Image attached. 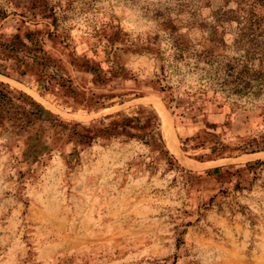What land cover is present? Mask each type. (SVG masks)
I'll use <instances>...</instances> for the list:
<instances>
[{"label": "rangeland", "instance_id": "rangeland-1", "mask_svg": "<svg viewBox=\"0 0 264 264\" xmlns=\"http://www.w3.org/2000/svg\"><path fill=\"white\" fill-rule=\"evenodd\" d=\"M247 9L0 0V82L39 105L0 104V264H264V19Z\"/></svg>", "mask_w": 264, "mask_h": 264}, {"label": "trees", "instance_id": "trees-1", "mask_svg": "<svg viewBox=\"0 0 264 264\" xmlns=\"http://www.w3.org/2000/svg\"><path fill=\"white\" fill-rule=\"evenodd\" d=\"M230 1H234L238 6L240 7L242 6L243 8H245V6L249 7V9H247L249 13L247 15L248 16L247 19L250 23L252 22L259 23L260 21L264 19V15L261 13V11L264 10V0H228V3ZM228 12H233V9H229ZM182 47H183L182 44H178L176 45L175 49L180 51L183 49ZM162 73L163 72H161V74ZM166 88L170 89L171 87L169 85L168 86L163 85L161 90H165ZM11 93H15L18 96V98L27 97L33 105H36L37 107L39 106L30 97L26 96V94L22 92H17L14 88H11L9 85L3 82H0V104L2 103L4 99L9 98L8 96ZM137 118L138 117H135L134 119L136 120ZM128 120L129 118L127 116H125V118L123 117L122 121L119 123L118 126H122L124 128V126L127 125ZM145 126L149 127V133L147 134V139L151 142V144L157 147L160 150V152H163L164 154L169 156L171 161L176 163V160L174 159L172 154H170L169 151L165 148V145H164V142L160 134V130H159L160 123L155 114L145 116ZM216 171H218L217 168L214 169L212 172H216ZM206 172L208 174L210 173V171H206Z\"/></svg>", "mask_w": 264, "mask_h": 264}, {"label": "bare ground", "instance_id": "bare-ground-1", "mask_svg": "<svg viewBox=\"0 0 264 264\" xmlns=\"http://www.w3.org/2000/svg\"><path fill=\"white\" fill-rule=\"evenodd\" d=\"M167 133H168V132H167ZM168 136H169V135H168ZM170 140H171V139H170ZM171 143H172V142H171ZM171 143H170V144H171ZM170 146H171V145H170ZM171 147H172V146H171ZM173 149H174V148H173Z\"/></svg>", "mask_w": 264, "mask_h": 264}]
</instances>
